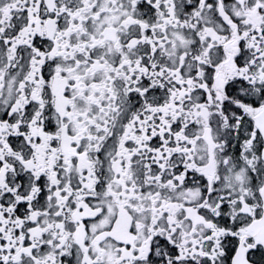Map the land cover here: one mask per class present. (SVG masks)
<instances>
[{"label":"snow or ice","instance_id":"1","mask_svg":"<svg viewBox=\"0 0 264 264\" xmlns=\"http://www.w3.org/2000/svg\"><path fill=\"white\" fill-rule=\"evenodd\" d=\"M0 264H264V0H0Z\"/></svg>","mask_w":264,"mask_h":264}]
</instances>
